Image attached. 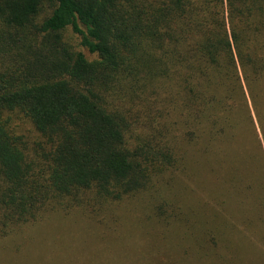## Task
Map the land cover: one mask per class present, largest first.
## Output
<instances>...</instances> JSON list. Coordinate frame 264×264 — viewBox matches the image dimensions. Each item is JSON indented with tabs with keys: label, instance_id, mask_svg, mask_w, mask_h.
Returning <instances> with one entry per match:
<instances>
[{
	"label": "trees",
	"instance_id": "obj_1",
	"mask_svg": "<svg viewBox=\"0 0 264 264\" xmlns=\"http://www.w3.org/2000/svg\"><path fill=\"white\" fill-rule=\"evenodd\" d=\"M138 203L170 264H264V0H0V247L107 257Z\"/></svg>",
	"mask_w": 264,
	"mask_h": 264
},
{
	"label": "rangeland",
	"instance_id": "obj_2",
	"mask_svg": "<svg viewBox=\"0 0 264 264\" xmlns=\"http://www.w3.org/2000/svg\"><path fill=\"white\" fill-rule=\"evenodd\" d=\"M187 195L182 187L176 185L175 189L166 190L164 198L183 204L191 197ZM136 206L141 209L134 212L129 210L127 221L119 230L109 234L117 237L119 242L108 246L107 257L104 255L107 243L102 240H99L101 244L94 242L93 229L88 231L87 227H83L77 232L73 231L75 228L72 225H68L71 228H65L56 220H51L41 226L40 229L45 230L41 235L23 236L25 239L19 242V246L22 245L20 253L16 249L18 239L15 242L8 239L6 244L3 242L0 264H170L174 257L172 244L168 241L165 243L166 239L162 235L167 232L162 230L153 211L145 203Z\"/></svg>",
	"mask_w": 264,
	"mask_h": 264
}]
</instances>
